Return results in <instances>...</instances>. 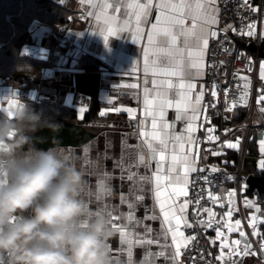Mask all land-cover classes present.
<instances>
[{"label": "snow or ice", "instance_id": "obj_1", "mask_svg": "<svg viewBox=\"0 0 264 264\" xmlns=\"http://www.w3.org/2000/svg\"><path fill=\"white\" fill-rule=\"evenodd\" d=\"M63 2V0H61ZM85 0H81V3ZM90 2V0H89ZM217 0H104L101 5L93 4V7L101 9L96 14L97 21H102L104 27L99 33L107 46L109 38L117 36L120 33H128L131 39L140 44L143 53V71L145 75L151 73L153 79L152 89H144V119L139 124V136L143 138L142 144L135 146L139 148V152L135 157L134 164L124 166L123 152L121 161L117 165L121 167V179H127L132 182L133 189H136L134 199H127L124 193H121L120 204L127 205L128 211L120 213L117 206L109 204L108 197L111 196L110 191L103 201H97L96 211L107 217L108 224L111 229L119 233L120 245H127V264H133V247L135 245H156L159 251L146 252L145 264L149 257L156 256L164 258L168 264H184L180 257L182 249L196 239L195 235L186 236L183 229L192 228L187 216V209L190 203L200 206V198L194 197L193 200L185 199L182 203H177L178 198L188 196L189 174L197 171L196 158L198 153H194L193 149L197 145V138L193 135L197 130L196 121L201 115V103L204 99V86L201 85L199 92L193 95L197 85L194 82L196 78L201 77L205 66V54L209 49V40L216 38L218 31L213 26L219 23V8L216 6ZM243 6L249 8L252 12L257 9L253 8L248 0H243ZM156 9L155 22H152L150 28L145 30L144 25L149 23V16L152 9ZM123 9V11H122ZM111 10V14L109 13ZM93 15V13H89ZM120 16L127 17L120 23ZM191 21L190 25L186 21ZM243 27V26H242ZM229 29L236 31L232 25H226L223 31L226 33ZM247 32L242 34L254 36L256 30L255 22L247 25ZM135 62L133 68L128 73L137 70ZM260 79L264 80V61L259 66ZM175 78V80L173 79ZM244 80L243 90L239 93L241 104H247L249 98L250 81L247 77H241ZM148 81L145 79V84ZM124 85H118L116 88ZM135 88V84L127 85ZM211 96L216 98L218 95L217 84L215 81L211 83ZM151 91V95H150ZM261 93L257 98V103L264 105V86L259 89ZM171 93V95H170ZM225 99L227 100L228 89H224ZM16 101L9 99L8 106ZM111 102V99H109ZM236 102L233 101L231 106L226 105V111H232ZM215 108V103L211 104ZM175 109V120L185 121V127L182 132L175 131V123H170L167 119V110ZM86 107H81L78 111L83 114ZM116 112L121 109H114ZM129 116L132 117L135 109L126 108ZM206 123L210 122L207 115V108L203 109ZM260 112H264V106L259 108ZM105 113L101 111L100 115ZM151 119L150 130L146 121ZM208 141H216L218 136L213 135L215 129L207 128ZM228 130L225 129V132ZM229 148H237L239 139L236 143L225 141ZM134 147V146H129ZM260 151L264 156V139L260 141ZM213 155H221L222 153L213 151ZM152 161H156L155 169L151 171V175H141L137 171L131 170L133 167H144L149 169ZM92 161L88 159V149H84L83 166H88ZM259 168L264 171V158L259 161ZM213 172L218 171L216 167L211 169ZM199 171L203 172L201 168ZM125 172L127 175L125 176ZM105 178H110V173L104 171L101 173ZM205 181L208 177L203 178ZM233 179V177H229ZM97 182V181H96ZM145 185L151 187L147 189L154 201V207L159 208V215L153 210L152 215L145 212L143 221H154L160 219V228L158 232H154L151 225L143 223L135 216V208L137 203H142L145 196ZM246 185L242 184L244 189ZM133 189H130L132 193ZM236 190L228 193V203L231 205ZM209 196L216 202V198L211 192ZM245 205L249 208L254 207L250 200H245ZM208 214V220L196 219V223L205 228H211L213 225V217L215 213L209 209H203ZM256 211L260 209L257 207ZM225 215L231 219L232 210ZM122 219H126L127 223H117ZM257 221L264 223V218L255 215L249 220V227L252 228L251 235L259 236ZM143 224V233L134 232L129 228L131 224ZM241 221L235 220L234 224H226L229 232L239 229ZM183 226V228H182ZM239 235L244 239L243 248L239 246L242 241L236 239L227 242V238L219 228L216 229V239L221 241L220 252L215 256V260L220 264H238L234 257L248 255H256L252 251V245L247 241L244 231H239ZM171 236V245L167 243L168 237ZM223 237V238H222ZM210 242L215 244V240L209 238ZM163 240V243L161 242ZM110 251L112 246L109 244ZM172 249L169 251V249ZM227 249V251H225ZM259 249L264 252V238L259 243ZM124 251V249H119ZM204 253H201L203 258ZM114 258V257H113ZM195 264V257H191Z\"/></svg>", "mask_w": 264, "mask_h": 264}, {"label": "crops", "instance_id": "obj_2", "mask_svg": "<svg viewBox=\"0 0 264 264\" xmlns=\"http://www.w3.org/2000/svg\"><path fill=\"white\" fill-rule=\"evenodd\" d=\"M103 3L104 0H90V2L89 0H85L83 3H81V0H63V2L58 0V4L66 10L69 15H76L80 12H85L89 17V20L86 22H76L74 24L72 31L68 34V40L70 45L78 51L77 62L80 59H87L98 64L97 71L90 72L98 74L96 97L93 98L87 95L88 92L86 91L88 90V86L90 84L89 81H86L85 85H83V89H85V91H76L75 75L85 73L83 70L76 68L77 65H75L74 68L54 70L55 75L51 77L48 73L45 74V71H47L50 66L42 67L35 72L33 77L39 81H51L53 85L62 88L65 91L62 105L67 109L75 111L78 121H82L83 116L88 111L91 102H98L100 109L97 115L100 121L97 124H84L88 131L95 133L97 136L81 148H65V150L74 154L78 158L80 166L88 173L87 179L91 185L94 186L98 178L104 179L108 183L112 190L111 196L107 198L110 206L115 205L117 206L118 212L126 213L128 211L127 205L120 204V194L124 193L127 199H134L136 189H133L132 182L127 179H121V167L117 165V162L121 161L122 152L125 167L129 164H134L135 162V157L139 152V148L135 146L141 145L143 140V138L139 136V124L140 121L144 119V89H152L151 81L153 77L151 73L147 74V76L145 75L143 71L142 47L140 44H136L128 33H120L117 36L110 37L107 46H105L103 37L99 33L94 32H99L104 25L102 21H97L96 19V14H99L101 9L99 7H93L92 5H101ZM216 6L219 8V0H217ZM89 13H93V15H89ZM109 13L111 14V10H109ZM155 15L156 9L153 8L152 14L148 18L149 23L144 25L145 30L150 28L152 22H155ZM125 19H127V17L120 16V23H123ZM186 23L190 25L191 21H186ZM32 25L34 28L31 30ZM55 26L56 25L33 20L27 27V36L30 41L21 45L18 52L19 56L35 61H41L36 57H24L20 54L21 48L24 45H27L35 53H47L48 58L51 55L54 59H56L60 48L53 37ZM213 27L217 30L218 24ZM262 41L264 42V31ZM137 61H139L137 64V70L128 74L133 68L134 63ZM262 61H264V59H262ZM204 75L203 70L202 76L195 79L194 82L197 87L194 90L193 95H195L196 92H199L201 85L204 86ZM145 79L148 81L147 84H145ZM173 79L175 80V78ZM1 80H4V83L0 82V110L8 107L9 99L14 101L17 99L23 103L24 100L31 103H39L43 100V96L39 95L36 88H29L27 91H23L22 87L24 84L20 86L15 85L9 81L8 77H0V81ZM120 84L124 86L116 88V86ZM131 84H135L136 87L131 88L127 86ZM109 99H111V102H109ZM203 101L201 103V109ZM81 107H86L82 116L78 111ZM117 108L121 109V111L116 112L114 109ZM126 108L135 109L132 117L129 116L127 111L123 110ZM101 111H104L105 113L103 116L100 115ZM175 115L176 113L174 108H169L167 110L168 121L170 123H175V131L179 133L183 131L186 122L176 121ZM146 124L150 130V118L146 121ZM198 124L199 118L196 121L197 128ZM196 131L193 134L194 136H196ZM252 135L257 139L256 142L259 156L257 158H250L255 163L256 173L254 175H260L262 171L259 168V161L264 158L260 151V141L264 139V128H259L257 131H254ZM85 147L88 149V159L92 161V163L88 166H83ZM193 152L196 153V147H194ZM155 165L156 161H152L149 169H145L141 166L139 168L133 167L131 170L137 171L141 175H151V171L155 169ZM104 171L110 173V178H105L101 175ZM124 174L126 176L127 172ZM150 187V185H145L146 198L142 203H137L135 208L136 218L142 221L146 211H148V215H152L154 210L155 213L159 215V208L154 207V201L151 199V194L147 191ZM234 187L235 183H228L223 191V194H228L233 191ZM130 189H133L132 193H130ZM244 190L241 213L235 203L232 202L231 205L226 207L225 210L218 215V218L227 222L226 224H234L235 220H240L243 217L246 222V226L252 232V228L249 227V220L253 215L264 218V198L260 199L256 194L249 195L246 187ZM185 199L186 197L181 196L178 198L177 203H182ZM246 199L252 201L254 207H247L245 205ZM90 206L93 209H96L98 206L97 201L90 200ZM214 207H216V204L213 201L210 202V209L212 210ZM257 207L260 209L259 212L256 211ZM229 208L232 210L231 219L225 215ZM186 214L188 216V209ZM117 223H127V221L126 219H122ZM143 223L151 225L154 232L159 231L160 219L154 221H143ZM257 227L260 235L255 237L252 236V238L256 245L259 246L261 239L264 238V223L257 221ZM129 228L134 232L143 233V224L135 225L133 222V224L129 225ZM241 230L244 231L242 225H240L239 229L236 231L229 232L226 227L222 229L221 232L224 234V237L227 238L228 243H231L233 240L240 239L242 241L241 244H243L245 238L240 237L239 231ZM209 238L215 240V244L211 243ZM161 242L163 243V240ZM167 243L171 245V236L168 237ZM208 243L212 248L214 256L218 255L220 252L221 241L216 239V233H211L209 235ZM109 244L113 249L111 252L112 264H127V245H120L118 232L114 231V236L110 239ZM119 249H124V251H119ZM171 250L172 249L170 248L169 251ZM149 251L156 252L159 251V248L156 245H135L133 247V264H145V253ZM225 251H227V249ZM147 264H168V262L164 258L152 256L148 258ZM247 264L264 263L261 262L260 258L255 257L254 255H249Z\"/></svg>", "mask_w": 264, "mask_h": 264}, {"label": "clouds", "instance_id": "obj_3", "mask_svg": "<svg viewBox=\"0 0 264 264\" xmlns=\"http://www.w3.org/2000/svg\"><path fill=\"white\" fill-rule=\"evenodd\" d=\"M264 119V112L258 113ZM62 129L54 117L16 102L0 110V264H112L107 217L90 206L110 191L78 158L36 134Z\"/></svg>", "mask_w": 264, "mask_h": 264}, {"label": "built area", "instance_id": "obj_4", "mask_svg": "<svg viewBox=\"0 0 264 264\" xmlns=\"http://www.w3.org/2000/svg\"><path fill=\"white\" fill-rule=\"evenodd\" d=\"M248 2L257 9L256 12L244 7L243 0H219L218 35L209 40V49L205 54L203 80L205 95L195 136L197 138L196 153H198L196 158L197 171L190 174L188 196L186 197L188 200H193L194 197L198 196L200 206L198 207L193 202L188 207V220L193 227L185 228L184 233L186 236L195 235L196 239L182 251L180 259L184 264H193L191 257H195V264H220L215 260L212 248L208 243V237L211 233H216L217 228L220 230L226 228L227 222L219 219L218 215L229 206L228 194H223V191L230 182L235 183L234 189L236 190L232 202L238 207L240 213L242 211V199L245 191L242 184H245L244 177L241 176V162L246 152L250 134L254 132L253 130L257 131L263 127L264 124V119H260L258 116L259 108L263 105L257 103V98L261 94L259 89L264 86V80H261L259 75L262 59L257 53L263 43L264 0H248ZM88 20L87 13L80 12L76 15H69L63 24L55 26L53 37L60 50L56 59L53 60L52 66L45 71V74L48 73L51 77L55 75L56 70L75 67L78 51L70 45L68 34L76 22ZM252 22L256 24L255 35L250 37L242 34V32H247V25ZM229 24L236 28L235 32L231 29L226 33L223 31L224 27ZM249 44L255 47V53L248 50ZM20 54L24 57H36L43 62L49 60L47 53H35L27 45L21 48ZM241 77H247L250 81L249 98L246 105L241 104L239 100V93L243 90L245 82ZM213 81L217 84L218 95L216 98L211 96V83ZM0 82L4 83V80ZM225 88L228 89L227 100L225 99ZM233 101L236 102L235 107L232 108V111H226V105L231 106ZM213 103L216 105L215 108L211 107ZM205 108H207V115L210 120L208 123L204 120L203 109ZM241 111L245 112L244 118L233 122ZM207 128H214L213 135L218 136L219 139L208 141L206 139ZM225 129L228 131L225 132ZM237 139H239L237 148L226 146L225 141L236 143ZM213 151L222 154L213 155ZM232 152L236 154L239 152L240 156L234 172L227 169L233 165L232 161L227 162L225 160L228 154ZM213 167H216L218 171L213 172L211 170ZM201 168L204 169L203 172L199 171ZM205 176L208 177L207 181L203 179ZM229 177H233V179H229ZM209 192L216 198V202H214L216 207L212 209L215 213L212 227L205 228L198 225L196 219L208 220V214L203 209H210V202L213 201ZM240 221L247 241L251 243L252 251L256 253L254 256L260 258L261 262L264 263V252H261L259 246L256 245L243 217ZM239 247L242 249L243 244ZM201 253H204L203 258H201ZM248 258L249 255L246 257L238 256L233 259L238 264H247Z\"/></svg>", "mask_w": 264, "mask_h": 264}, {"label": "trees", "instance_id": "obj_5", "mask_svg": "<svg viewBox=\"0 0 264 264\" xmlns=\"http://www.w3.org/2000/svg\"><path fill=\"white\" fill-rule=\"evenodd\" d=\"M68 15L69 13L58 4V0H0V67H3L4 71L9 70L7 75L0 77H8L9 81L15 85L24 84L23 91L36 88L39 95L43 96V100L39 103L24 100L26 105L36 111H42L47 116L60 118L67 122H81L83 125L97 124L100 121L97 115L100 109L98 102H91L82 121H78L75 111L62 105L65 96V91L62 88L53 85L51 81H39L33 77L40 68L51 67L54 57L50 55L47 62H41L20 57L18 54L21 45L30 41L27 36V27L33 20L61 25ZM76 65V68L85 73L94 72L98 69L96 62L87 59H80ZM244 116L245 112L241 111L233 122L242 120ZM252 139H255L256 143L254 136ZM247 150H249L248 145ZM254 152V148L249 150L248 157H256ZM245 157L246 154L241 166V176L243 177L256 173L254 161L250 163L247 160L248 157ZM225 160L227 162L231 160L233 163L227 169L230 172L236 171L238 161L236 153H229ZM263 173L264 171L261 172V174ZM259 198H264V196Z\"/></svg>", "mask_w": 264, "mask_h": 264}, {"label": "water", "instance_id": "obj_6", "mask_svg": "<svg viewBox=\"0 0 264 264\" xmlns=\"http://www.w3.org/2000/svg\"><path fill=\"white\" fill-rule=\"evenodd\" d=\"M250 52H256L253 45L247 46ZM260 58L264 59V42L257 51ZM89 81L88 96L95 98L98 88V74L82 73L75 75V89L78 92H83V85ZM55 121L62 125L61 131L53 136L48 130H43L36 134V147L47 149L52 146L53 139L57 140L64 148H81L88 144L97 135L88 131L81 122H67L60 118H54ZM246 190L249 194H256L258 197L264 196V173L260 175L250 174L244 179Z\"/></svg>", "mask_w": 264, "mask_h": 264}, {"label": "rangeland", "instance_id": "obj_7", "mask_svg": "<svg viewBox=\"0 0 264 264\" xmlns=\"http://www.w3.org/2000/svg\"><path fill=\"white\" fill-rule=\"evenodd\" d=\"M34 25V24H33ZM31 26V30L34 28V26ZM262 62V61H261ZM9 70H3V67H0V76H4V75H7ZM1 78H4V77H1ZM263 128H264V126H263ZM253 131H255V130H253ZM254 132H252L251 134H250V136H249V139H248V141H247V145H248V149L249 150H252L253 148H254V150H255V152H254V154L255 155H257L256 157L254 156V158H257L259 155V152H258V146H257V142L255 143V139L253 140L252 139V137H253V134ZM256 141H257V139H256ZM240 149V148H239ZM249 150H247V146H246V152H245V154H246V157H248L249 155ZM247 151H248V153H247ZM251 152V151H250ZM237 157H238V159H239V152H237ZM245 157V158H246ZM244 158V157H243ZM247 160L250 162V163H252L253 162V160L250 158V157H248L247 158ZM241 163H243V160H242V162Z\"/></svg>", "mask_w": 264, "mask_h": 264}, {"label": "bare ground", "instance_id": "obj_8", "mask_svg": "<svg viewBox=\"0 0 264 264\" xmlns=\"http://www.w3.org/2000/svg\"><path fill=\"white\" fill-rule=\"evenodd\" d=\"M38 27V26H37Z\"/></svg>", "mask_w": 264, "mask_h": 264}]
</instances>
